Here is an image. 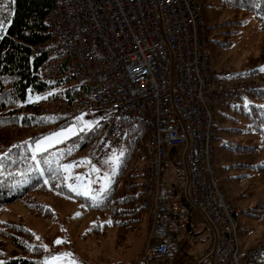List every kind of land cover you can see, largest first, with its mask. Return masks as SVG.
Segmentation results:
<instances>
[{
  "label": "built area",
  "instance_id": "1",
  "mask_svg": "<svg viewBox=\"0 0 264 264\" xmlns=\"http://www.w3.org/2000/svg\"><path fill=\"white\" fill-rule=\"evenodd\" d=\"M9 0H0V9ZM47 39L33 47L39 78L57 86L41 115L107 111L92 156L75 164L79 182L99 191L101 168L125 146V123L148 131L141 187L146 239L138 264H170L169 243L193 219L212 235L209 264H264V242L242 249L238 221L213 167L216 109L234 108L262 88V75L215 69L195 0H55ZM184 178L162 179L171 158ZM95 169V170H94Z\"/></svg>",
  "mask_w": 264,
  "mask_h": 264
},
{
  "label": "trees",
  "instance_id": "2",
  "mask_svg": "<svg viewBox=\"0 0 264 264\" xmlns=\"http://www.w3.org/2000/svg\"><path fill=\"white\" fill-rule=\"evenodd\" d=\"M221 4L245 10L264 29V0H221ZM54 6L55 0H9L0 9V23L4 24L0 30V212L20 202L28 215L55 219L54 211L39 201L53 195L68 203H78L81 211H92L105 219L89 227L90 238L103 239L108 231H115L116 240L123 243L131 235L138 234L146 221L141 206V187L148 165L145 124L139 120L125 123V146L99 202L80 191H73L69 185L74 184L62 165H73L94 153L104 133L106 120L60 144L34 152L37 141L76 126L81 115L38 113V99L55 85L39 78L38 68L42 59L31 57V51L46 41V20ZM254 72H260V69L255 66L248 71ZM250 95L253 101L245 106L237 104L232 110L239 112L247 127L264 142V88ZM235 149L254 151V148L240 145H235ZM170 164L175 166L174 176L166 173ZM169 165L163 170L162 179L170 182L183 180L182 162L178 159ZM238 166L246 167L243 164L234 167ZM263 211L264 199L254 207L242 210L241 214L258 218L259 212ZM47 256L46 250L35 242L34 233L22 222L0 223V264H44ZM112 264H138V260Z\"/></svg>",
  "mask_w": 264,
  "mask_h": 264
},
{
  "label": "rangeland",
  "instance_id": "3",
  "mask_svg": "<svg viewBox=\"0 0 264 264\" xmlns=\"http://www.w3.org/2000/svg\"><path fill=\"white\" fill-rule=\"evenodd\" d=\"M195 1L201 6L203 21L207 27V53L211 65L218 70L236 73H248L256 66L260 69L258 73L262 75V88H264V29L260 28L250 13L243 9L224 7L221 0ZM55 90L56 87H52L48 93ZM250 101H253L252 95H248L238 104L245 106ZM106 118V110L85 112L79 116V124L76 126L57 132L60 135L53 137L51 142L45 138L39 142L43 150H46L80 131H88ZM215 120L213 167L221 190L234 213L237 214L239 245L242 249H247L264 242V211L259 212L258 218L241 214L242 210L254 207L264 199V168H262L264 142L258 134L247 127L239 112L220 107L216 109ZM235 145L251 147L254 151H238ZM120 151L121 148L112 155V158L116 157L119 161ZM176 161L178 158L173 157L170 162ZM118 163H113L111 159L109 164L112 166H107L106 163L101 165L108 174L102 178L99 184L100 190L106 179L107 185L111 182ZM238 164L246 167H234ZM174 170L175 166L170 164L166 168V173L174 176ZM77 171L78 168L74 169L72 166L66 172L71 179H75ZM75 186H79L80 192L83 193L84 187L80 184ZM87 187L92 189L91 186ZM88 196L92 197L91 194ZM39 201L54 211L55 219L28 215L22 203L15 202L0 212V223L22 222L34 233L37 244L42 247L47 246V248L43 247L48 255L47 258L70 253V257L63 258L65 261L72 259L76 264H112L118 261L123 263L137 261L142 253L146 239V222L142 224L138 234L131 235L123 243L116 240L115 231H108L103 239L90 238L87 232L89 227L105 221L100 214L92 211L83 212L78 203H68L53 195L40 198ZM95 201L99 202L101 199ZM189 225L186 235V231L177 232L176 234L181 236L170 243V264H203L204 261L205 264H209L207 256L212 248L210 231L195 219ZM57 239L61 242L54 243ZM129 244L130 247L127 248Z\"/></svg>",
  "mask_w": 264,
  "mask_h": 264
},
{
  "label": "snow or ice",
  "instance_id": "4",
  "mask_svg": "<svg viewBox=\"0 0 264 264\" xmlns=\"http://www.w3.org/2000/svg\"><path fill=\"white\" fill-rule=\"evenodd\" d=\"M3 27H4V24L3 23H0V30H3ZM60 135L59 133H52L50 134L49 137H46L45 140H48L49 142H51V139L53 137H56ZM56 142H59V141H56ZM40 151H43V147L41 145V142L37 141V144H36V148L34 150V152H40ZM33 159H35V154L33 155ZM113 160V163H118V159L116 157H113L112 158ZM45 163H48L47 160L44 161ZM73 165H62V167L65 169V171L69 170ZM95 170V169H94ZM80 178L77 177V180H79ZM47 183V181H45ZM69 187H72L73 191H80V187L79 186H72V185H69ZM107 187V179L105 181V184L103 186V188L99 191H95V190H92L90 188H88L87 186L84 187V190H83V195L85 196H88V195H92V199L95 201L97 200L98 198L102 199V192L104 190V188ZM111 221H109L110 223ZM61 241L59 239H57L56 241H54V243H60ZM43 247L47 248L46 245H44ZM71 254L70 253H61L55 257H50V258H47L45 261H44V264H76V262L72 259H68L67 261H65L63 258L64 257H70Z\"/></svg>",
  "mask_w": 264,
  "mask_h": 264
},
{
  "label": "crops",
  "instance_id": "5",
  "mask_svg": "<svg viewBox=\"0 0 264 264\" xmlns=\"http://www.w3.org/2000/svg\"><path fill=\"white\" fill-rule=\"evenodd\" d=\"M56 145V144H54ZM36 146V145H35ZM53 146V145H52ZM51 147V146H50ZM47 149V148H46ZM189 231V230H188ZM181 235L180 234H176V239L179 238ZM141 251V250H140Z\"/></svg>",
  "mask_w": 264,
  "mask_h": 264
}]
</instances>
